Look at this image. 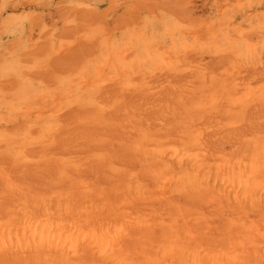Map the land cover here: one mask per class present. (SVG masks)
Here are the masks:
<instances>
[{
	"label": "rangeland",
	"instance_id": "374dc122",
	"mask_svg": "<svg viewBox=\"0 0 264 264\" xmlns=\"http://www.w3.org/2000/svg\"><path fill=\"white\" fill-rule=\"evenodd\" d=\"M65 205L264 264V0H0V220Z\"/></svg>",
	"mask_w": 264,
	"mask_h": 264
},
{
	"label": "bare ground",
	"instance_id": "6f19581e",
	"mask_svg": "<svg viewBox=\"0 0 264 264\" xmlns=\"http://www.w3.org/2000/svg\"><path fill=\"white\" fill-rule=\"evenodd\" d=\"M177 165L183 166L179 161ZM63 210L68 219L0 220V264H13L24 252L36 255V261L29 258L35 264H170L184 254L164 231L165 224L156 227L139 218L124 219L125 212L118 211L111 213V223L100 222L102 218L95 222L82 210L73 213L67 205ZM132 236H137L134 241L139 243L127 254ZM146 249H150L148 255L137 254ZM200 249L188 252L192 253L189 264H224L231 252L212 246ZM136 259L141 261L136 263Z\"/></svg>",
	"mask_w": 264,
	"mask_h": 264
}]
</instances>
